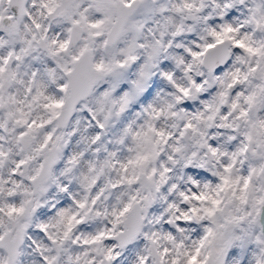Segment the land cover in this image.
<instances>
[{
    "label": "snow or ice",
    "instance_id": "6c2138e0",
    "mask_svg": "<svg viewBox=\"0 0 264 264\" xmlns=\"http://www.w3.org/2000/svg\"><path fill=\"white\" fill-rule=\"evenodd\" d=\"M0 264H264V0H0Z\"/></svg>",
    "mask_w": 264,
    "mask_h": 264
}]
</instances>
